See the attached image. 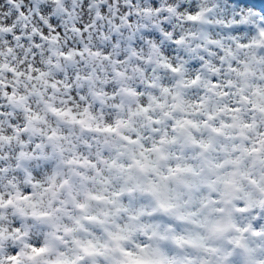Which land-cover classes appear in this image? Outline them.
I'll return each instance as SVG.
<instances>
[{
    "label": "snow or ice",
    "instance_id": "obj_1",
    "mask_svg": "<svg viewBox=\"0 0 264 264\" xmlns=\"http://www.w3.org/2000/svg\"><path fill=\"white\" fill-rule=\"evenodd\" d=\"M0 264H264V0H0Z\"/></svg>",
    "mask_w": 264,
    "mask_h": 264
}]
</instances>
